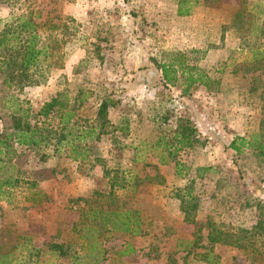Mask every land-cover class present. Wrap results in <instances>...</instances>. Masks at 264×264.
Masks as SVG:
<instances>
[{"label":"rangeland","instance_id":"rangeland-1","mask_svg":"<svg viewBox=\"0 0 264 264\" xmlns=\"http://www.w3.org/2000/svg\"><path fill=\"white\" fill-rule=\"evenodd\" d=\"M12 5L0 0V30L20 16ZM36 14L43 25L40 35L58 40L56 63L62 67L47 71L38 86L0 92V129L7 119L3 107L8 95L37 109L63 89L72 97L79 89L86 92L87 101L78 110L82 117L94 115L97 96L104 89L115 101L108 113L110 122L116 125L121 116L129 119L126 137L119 132L103 135L93 153L108 160L109 167L131 169L139 177L138 187L128 186L120 195L151 226L145 236L103 233L105 254L100 264H167L168 256L182 264L184 254L174 253L176 240L196 233L206 244L207 222L246 246L214 245L219 264H264V162L248 151L236 155L228 149L236 136L259 128L264 76L250 91L251 74H233L226 65L232 57L241 69L251 51L264 48V0L202 1L186 17L177 15V0H57L42 4ZM175 52L185 53L217 84L210 90L196 85L186 97L165 85L157 62L163 53ZM166 115L168 120L162 123ZM179 120L195 129L194 145L177 155L190 168L185 177L175 175L173 163L160 165L152 156L159 151L154 147L157 138L174 130ZM114 136L128 148L115 149ZM135 147L146 148V154L140 152L132 163ZM13 148L15 153L7 159L20 170L21 180L9 196L0 198V235L11 231L12 242L20 237L40 241L42 232L56 242L72 239L74 228L83 225L84 203L79 199L108 189L101 166L93 157L78 163L63 154L53 155L50 148L41 149L40 155L24 146ZM197 168L209 170L199 177ZM35 181L36 188L29 192L27 185ZM190 182L198 199L195 225L183 222L176 196ZM35 191L38 205L27 201ZM259 220L261 229L255 228ZM254 231L258 235L251 237ZM122 251L127 253L120 255ZM185 263L203 264L190 259Z\"/></svg>","mask_w":264,"mask_h":264},{"label":"trees","instance_id":"trees-1","mask_svg":"<svg viewBox=\"0 0 264 264\" xmlns=\"http://www.w3.org/2000/svg\"><path fill=\"white\" fill-rule=\"evenodd\" d=\"M202 1L208 0H177V15L189 16L193 8L201 5ZM38 18L36 13L20 15L5 23L0 30V92L4 95L11 89L21 90L27 86H38L44 81L47 71L54 66L62 67V64L56 63L60 59L59 53L55 51L58 40L55 36L40 35L43 25L37 21ZM226 65L233 68V74H251L250 91H255L264 76V48L251 51L249 58H245V63L241 64V69L234 66L235 60L232 57H229V63ZM157 69L161 73L163 83L176 87L185 97L191 94L196 85L210 90L217 84L203 69L191 64L183 52L163 53L161 60L157 62ZM260 86L263 97L264 84ZM103 90L97 96L96 110L91 118L82 117L78 113L88 98L83 89H79L73 97L66 89L58 91L37 109L29 105L25 107L13 95H8V99H5L6 105L3 108L7 111V119L1 121L3 125L0 129V198L9 196L11 190L20 185V170L10 164L11 158L7 159V156L15 153L13 145L31 148L35 155H40L41 149L50 148L53 155L63 154L66 159L78 163H84L93 157L94 164L102 168L108 189L95 190L90 198L79 199L84 203L80 209L83 225L81 229L74 228V237L70 240L62 239L56 242L54 238L47 237V234L42 232L40 241H35L34 237H20L16 242H12L11 231L1 232L0 264H100L105 254L100 241L103 233L119 232L130 237L149 234L151 222L144 221L136 208L126 206L125 199L120 195L128 186L136 188L142 181L131 169L115 165L109 167L108 160L94 156L93 153L94 145L103 135L119 132L126 137L129 132L127 117L121 116L116 125L110 122L108 113L109 109L114 107L115 101ZM261 112L262 119L258 130L247 136H236L229 143L228 149L236 155L248 151L260 162H264V103ZM167 120L168 115L164 116L161 122L166 123ZM194 133L192 124L179 120L174 130L157 138L154 147L159 151L152 156L157 158L160 165L173 163L175 175L185 177L190 168L178 161L177 155L179 151L194 145ZM112 144L115 149L128 148V145L120 144L116 136L112 138ZM142 148H134L132 163L138 161L140 152L145 156L146 148ZM207 170L209 168H197L196 172L202 177L201 174ZM239 177L241 178V174ZM192 185L193 182H190L184 188L178 189L176 195L183 222L188 225L197 224L198 199L193 194ZM34 186L36 188V181L29 183L27 190L31 192ZM27 201L38 205V193H31ZM262 223L263 221L259 220L255 228L261 229ZM218 227L213 222H207L206 244L201 243V236L197 237L196 233L192 238L176 240L174 253L184 254L182 264H187L186 259L195 263L219 264V257L213 251L216 244L246 247L241 243L242 240L233 239L232 235ZM256 235L257 231L250 233L251 237ZM126 253L127 251H122L120 255ZM167 264H176L175 259L168 256Z\"/></svg>","mask_w":264,"mask_h":264},{"label":"built area","instance_id":"built-area-1","mask_svg":"<svg viewBox=\"0 0 264 264\" xmlns=\"http://www.w3.org/2000/svg\"><path fill=\"white\" fill-rule=\"evenodd\" d=\"M12 3L19 15H27L36 13L42 4H47L57 0H9ZM67 2H73L75 0H63Z\"/></svg>","mask_w":264,"mask_h":264}]
</instances>
